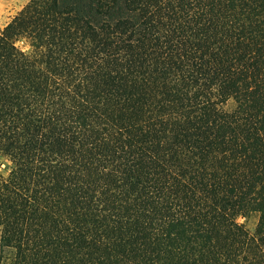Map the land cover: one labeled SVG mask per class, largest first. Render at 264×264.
Instances as JSON below:
<instances>
[{
	"label": "trees",
	"instance_id": "1",
	"mask_svg": "<svg viewBox=\"0 0 264 264\" xmlns=\"http://www.w3.org/2000/svg\"><path fill=\"white\" fill-rule=\"evenodd\" d=\"M0 264H264V0H27Z\"/></svg>",
	"mask_w": 264,
	"mask_h": 264
},
{
	"label": "rangeland",
	"instance_id": "2",
	"mask_svg": "<svg viewBox=\"0 0 264 264\" xmlns=\"http://www.w3.org/2000/svg\"><path fill=\"white\" fill-rule=\"evenodd\" d=\"M27 0H0V29L10 21Z\"/></svg>",
	"mask_w": 264,
	"mask_h": 264
}]
</instances>
